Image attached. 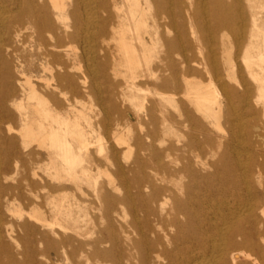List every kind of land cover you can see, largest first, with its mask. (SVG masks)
Listing matches in <instances>:
<instances>
[{
    "label": "bare ground",
    "instance_id": "1",
    "mask_svg": "<svg viewBox=\"0 0 264 264\" xmlns=\"http://www.w3.org/2000/svg\"><path fill=\"white\" fill-rule=\"evenodd\" d=\"M243 1L198 0L195 9L188 8L201 31L195 48L185 22L175 24L171 6L176 2L185 10L182 0H126L132 25L125 23L118 0H0V210L26 216L20 228L38 236L46 249L42 256L51 251L58 258L62 250L71 264H264V0ZM233 13L239 14L238 26ZM159 16L168 20L167 29L179 28L175 37L161 33ZM221 30L234 31V56L231 44L217 42ZM114 41L129 70L124 86L111 80L120 76L110 65ZM81 42L93 45L90 59L108 85L99 104L103 111L122 117L120 105L130 100L125 89L143 92L135 115L142 135L131 140L122 134L132 128L129 115L123 125H94L76 110L82 96L99 94L93 69L81 71ZM159 42L164 56L152 65ZM175 54L180 63L173 61ZM139 57L144 68L137 73ZM196 62L205 83L191 80L201 75L191 67ZM235 67L240 77L233 86ZM99 128L104 133L98 137ZM181 128L194 133L169 141L170 132ZM107 143L106 160L114 168L107 184L123 195L105 194V226L75 229L77 238L97 236L77 240L69 253L75 240L51 237L69 229L64 223L72 219L73 206L64 204V190L49 186L44 175L58 182L81 180L89 172L83 164L91 149L102 154ZM20 168L37 180L26 179L34 201L19 192L21 184H8ZM54 195L57 202L48 212L45 202ZM122 207L130 209V223ZM13 233L6 230L9 238ZM29 248L25 244L9 263L34 264L35 250L28 256ZM8 250L0 238V254Z\"/></svg>",
    "mask_w": 264,
    "mask_h": 264
},
{
    "label": "rangeland",
    "instance_id": "2",
    "mask_svg": "<svg viewBox=\"0 0 264 264\" xmlns=\"http://www.w3.org/2000/svg\"><path fill=\"white\" fill-rule=\"evenodd\" d=\"M197 1L198 0H182L183 4H185V8H186L185 10H182V9L180 10V6L176 2L172 3V6H171L173 9V16H175V24L177 26H179L181 21L185 22V26L187 28V32H188V36H189L188 39L190 40V43H192L194 45L195 48L198 47V38L201 37V31L199 28H197L195 26V23H193V21L190 20L188 8H190V7L194 8L197 4ZM241 1L243 2V4H245V1H243V0H241ZM118 2H119V7L122 8V11L124 13L123 14L124 17L127 18L125 23L132 25V23L129 22V20H128V18H129L128 13H126V12H128V2H126V0H118ZM229 2H232V0H229ZM154 13H155V11L152 10L149 12V14H147L148 18L150 19L149 23H151V18L154 16ZM118 14L119 13L115 12V16H117ZM207 16L208 17L205 20L209 21L210 16L209 15H207ZM238 16H239L238 13L232 14V20L237 26L240 24L237 20ZM163 17L164 16H159L157 18L158 24L161 27V28H159V30L161 31L162 34H166L169 38L175 37L178 33L179 28L177 27L176 29H173V30L167 29L166 25L168 24V20L166 18H164V20H163ZM193 32H194V34L192 35ZM218 33L219 34L217 36V42L218 43L225 42L226 44H231L232 45L231 52L233 53V56H234L236 53V49L234 47V43L236 42L234 31L233 30H221ZM131 36H132V34H131ZM190 37L193 39H191ZM135 41L136 40L133 41V46L139 52L140 51V45L138 43H136ZM80 44H81V46H80ZM82 44H83V46H82ZM85 45L86 46L88 45V46L86 47ZM92 46L93 45H91V42L79 43L78 52L82 57L80 66H81V71L84 75L89 74L88 71L90 70V68H92L94 73H96V75H97L96 76L97 86L99 87L98 88L99 94L96 96H88V95L82 96L81 99L79 100L78 104L76 105V107H77L76 110L78 112H81L82 114H85L88 117H90L91 122L94 125L101 124L105 120L111 121L112 124L119 121V123H121L123 125L124 123H126V119H125L124 115H129V117L131 118L132 128H130V132L128 134L125 131H123L122 134L125 135L126 138L133 140L137 136L142 135L144 132V130L142 131L139 128L140 126L137 124V121L135 118V115L139 114V107L142 104V99H143L144 94H142L143 92L141 93L138 90L130 91V90L125 89V95L130 100H126L123 103V105H120V107H121L120 110L123 113L122 117H119V116H117V114L111 113L109 111H103L99 104L101 101H104L103 103H105V99L107 97L106 87L108 85L106 83H104V81L101 79V74H100L99 70L97 69V65L95 63H93L92 60L90 59L91 58V51L90 50H91ZM109 46L111 47V50L113 52V59L115 60V62L111 61L110 65L111 66L115 65L116 69L118 70V73L120 74V76H118L116 78L111 77V80L113 82L120 83L122 86H124V81H125L124 76L129 74L128 73L129 70L126 67L127 63H126L124 54L118 47L119 46L118 41L109 42ZM83 48H85V49H83ZM86 48H87V50H86ZM89 48H90V50H88ZM82 51L85 53H83ZM164 52H165V48L162 46L161 42H159V44H158V55L159 56H158V58L154 57V59H152L151 64L152 65L161 64V59L164 56ZM200 52L205 53V48L203 47V50H201ZM86 54L88 56L89 55L90 56L87 57ZM97 54H98V56L100 55L99 53H97ZM92 55L94 56L95 52L92 53ZM22 57H23V60L25 62H27V60L29 59V53L26 51V49H25V51L22 52ZM85 58H87L88 60L86 59L87 61H85ZM172 59H173V61H175L177 63H180V61H181V57L176 55V54L173 55ZM201 59H202V56L197 54L196 61L197 62L199 61V63H201L200 62ZM138 60H139L140 68L136 70L137 73L141 72L144 68L143 59L141 57H139ZM87 62L90 64H88ZM197 62L192 63L191 67H192V69L200 72L201 75L197 76V77H192L191 80H192V82H196V83H201V81H203L205 83V80H206L205 71L203 69V66L198 65ZM90 65H94L95 68L90 66ZM242 67H243V65H242ZM239 77H240L239 70L237 67H235V70H234L233 74L231 75V79L229 80V83L233 86H236V81L239 80ZM98 83H99V85H98ZM116 92L117 93L120 92V89L119 90L116 89ZM165 97L167 99L173 98V96L170 93H167ZM176 98H178V97H176ZM176 98H174V99H176ZM146 106H148V104ZM169 112H171V114L174 116V118L176 120H178L179 122L184 121V117L181 116L180 112L176 113L172 109H169ZM240 113H241V111H239V114ZM226 127H227V125L225 124V121H222V128L224 130H226ZM84 130L88 131V129H84ZM183 130H185V131H183ZM103 133H104L103 130L101 128H99L96 132V136L97 135H98V137L100 135L102 136ZM187 133L191 135L194 132L190 131L189 128H181L178 131L173 129L170 132L168 139L171 142H175L176 139H178V138H180L182 141H184V140H186V139H184L185 138L184 136ZM200 139H201V137H200ZM109 147H110V145L108 143L105 144V148H104L105 151L102 154H98L96 148L91 149L90 156L88 157V159H86V162L83 164L84 167L88 166L87 168H88L89 172L86 173L85 176L86 175L87 176L82 177L81 180H78L76 182H72L66 178L63 181L58 182V181L52 180V178L48 177V175H44V180L46 181V183L49 186L59 187V188H62L64 190L63 192L59 193V196L63 199H61V198H59V199L63 200L65 205H72L73 206L72 216H71L72 219L70 221L67 220L68 222L65 220V223H64L66 227H69V229L67 231L59 230L60 237H54V236L51 237V240H54V241H58L61 237L62 238L63 237L64 238H72L73 240H75V242L73 243L72 246L67 247V252H69V253L73 250L74 247L77 246V243H78L77 240L82 239L85 242L86 241L91 242L97 236L95 234H92V235L86 236L85 238H77L76 237L77 235L75 233V229H77V228L89 229V228L95 227V225L100 226L101 228H103L105 226V219L102 218L104 213H105L106 208L108 207L106 204L105 198H104L105 194L111 193L116 197H121L123 195V191L121 190V188H118V190L113 191L107 184L108 176H110V174L114 171V168H111L108 161L106 160V158L110 154V148ZM134 153H135V151H134ZM196 153L197 152L193 150V151H191L190 154L194 157V155ZM179 154H181V153L179 152ZM132 158H133V156L130 157V160H132ZM94 161H97V164H96L97 167L94 164ZM39 174H42V172H39ZM79 176H80V174H79ZM11 177H13V179L10 180L8 182V184H11L12 186H17L18 184H21L22 190H20L19 192L22 193L23 197H28L34 201L35 200L34 199V193L29 192V190H30V188L28 187L29 183H28V181H26V179H27V180H29V182H34V183L37 182V180L32 176V173H30L29 171L25 172V171H23V169L20 168L19 171L17 173H15L14 175L12 174ZM109 190H110V192H109ZM57 198H58V195H54V196L50 197L45 202L46 210L48 212H50L53 209V203L57 202ZM14 203H16V202H14ZM119 209H120V211H124V213L126 215V222L130 223V221L132 219L131 215H130V209L129 208H123V207L119 208ZM0 212H2V213H0L1 244H6L9 248V250L7 252L0 254V258L2 259V261L5 262L3 264H12V263H9L10 257L12 255H16L17 253H21L24 250L25 244H29V246L31 248H33V250H35V255H34V261L35 262H34V264H71L70 261H66V256L64 255V251H62V250L60 251V255L58 256V258L51 251H47L48 253L45 252L44 256H42V252L45 248L42 244L38 243V241H37L38 236L34 235V233H26L23 230H21V228H20L26 222V220H27L26 216L22 217L21 219L14 217V216L12 217V215H10L4 208H1ZM30 224H32V223H30ZM6 230L14 231L11 238H9L6 235ZM130 231H132L131 228H129V232ZM131 237L136 238L135 234H131ZM31 248H29L30 249L29 254L27 253L28 256L30 255ZM18 259H19V261L23 260V258L20 256H18Z\"/></svg>",
    "mask_w": 264,
    "mask_h": 264
}]
</instances>
